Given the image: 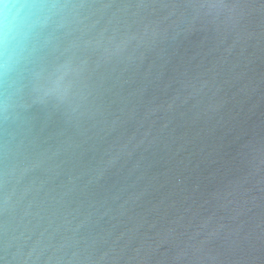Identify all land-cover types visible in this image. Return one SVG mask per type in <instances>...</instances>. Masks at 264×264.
Returning <instances> with one entry per match:
<instances>
[{
    "label": "water",
    "instance_id": "obj_1",
    "mask_svg": "<svg viewBox=\"0 0 264 264\" xmlns=\"http://www.w3.org/2000/svg\"><path fill=\"white\" fill-rule=\"evenodd\" d=\"M0 119V264H264V0H58Z\"/></svg>",
    "mask_w": 264,
    "mask_h": 264
},
{
    "label": "clouds",
    "instance_id": "obj_2",
    "mask_svg": "<svg viewBox=\"0 0 264 264\" xmlns=\"http://www.w3.org/2000/svg\"><path fill=\"white\" fill-rule=\"evenodd\" d=\"M58 0H0V119L23 106L24 93L34 80L49 78L37 62L48 44Z\"/></svg>",
    "mask_w": 264,
    "mask_h": 264
}]
</instances>
